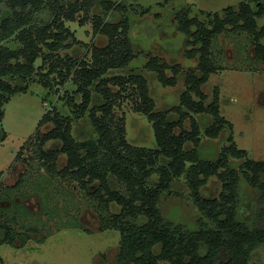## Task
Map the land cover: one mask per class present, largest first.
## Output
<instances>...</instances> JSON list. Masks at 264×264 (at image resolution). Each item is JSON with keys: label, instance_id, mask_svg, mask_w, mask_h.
Instances as JSON below:
<instances>
[{"label": "trees", "instance_id": "obj_1", "mask_svg": "<svg viewBox=\"0 0 264 264\" xmlns=\"http://www.w3.org/2000/svg\"><path fill=\"white\" fill-rule=\"evenodd\" d=\"M95 5L96 0H0V123L3 105L11 95L26 92L35 82L51 90L52 76L59 78V85L71 81L73 89L64 92L60 107L46 110L37 125L52 123V127L45 132L36 129L27 141L37 145L36 157L51 176L76 182L102 211H108L111 203L120 207L100 218L101 229L115 228L120 233L116 264H264V161L250 159L244 149L236 147L233 125L220 114L218 88L210 96L203 90L218 68L210 49L220 33L250 35L254 59L264 64V25L257 24L264 16V3L243 0L220 12H207V21L189 17V7L177 11L176 26L188 46L184 55L197 57V64L187 68L157 55H149L142 67L131 66L136 53L128 17L106 20L94 12ZM100 6L108 13L125 9L122 0H102ZM79 14L81 24L91 21L94 35L108 38L103 46L92 45L90 60L61 53L78 41L66 22ZM144 70L153 72L163 87L176 86L183 74L184 89L178 102L157 109ZM124 98H130L134 111L151 122L155 147L128 142L123 119H116L114 112ZM197 115L209 117L208 124L202 126ZM79 118L88 119L95 137L77 139L73 135L72 119ZM221 133H226L227 143L215 157H205L200 151L202 135L217 138ZM5 137L1 128L0 142ZM51 140L60 146L45 148ZM61 154L66 160L59 167ZM230 159L242 162L234 167ZM154 175L157 180L150 183ZM213 176L221 183L219 194L202 195V186ZM180 178L199 213L188 227L173 223L160 209L161 198L172 192ZM93 183L96 187L89 190ZM242 183L257 191L251 223L240 218ZM0 198L13 202L8 196ZM17 206L27 212L20 203ZM4 208L0 206V211ZM15 220L9 213L0 219V245L15 244L16 239L22 245L29 237L28 229L17 233ZM0 264L5 263L0 259Z\"/></svg>", "mask_w": 264, "mask_h": 264}, {"label": "rangeland", "instance_id": "obj_2", "mask_svg": "<svg viewBox=\"0 0 264 264\" xmlns=\"http://www.w3.org/2000/svg\"><path fill=\"white\" fill-rule=\"evenodd\" d=\"M101 1L96 0L94 12L101 13L106 20H119L124 16L129 19V36L136 53L131 66L142 67L149 55H157L169 63L178 62L187 68L197 64V57L188 59L184 55L188 46L185 35L177 29L176 12L189 7V17L195 15L207 21V12H220L243 0H122L125 9L110 13L102 9ZM252 7L256 8L254 4ZM80 15L74 21L66 22L78 41H72L70 47L61 53L90 60L92 45L103 46L108 38L94 35L91 21L81 24ZM257 24L258 27L264 25V16L257 19ZM261 42L264 43V39ZM210 51V57L218 68L210 75L203 90L210 96L213 88H218L220 114L233 125L236 147L244 149L248 158L264 161V64L254 59L252 38L244 31H225L213 38ZM39 62L37 60V64ZM119 72L122 71L113 70V73ZM143 73L157 109H166L178 102L184 89L183 74H180L176 86L163 87L153 72L144 70ZM51 79L53 89L35 82L28 86L26 92L11 95L3 105L0 131L2 128L6 137L0 142V196H8L14 203L0 201V206L5 207V211H0V219H5L8 213L15 216L19 235L27 229L37 231L27 230L29 237L22 245H19L21 239L15 240L16 245H0V259L5 264H116L120 233L115 228L101 229L100 218L118 212L120 207L111 203L108 211H102L76 182L51 176L36 157L37 145L27 141L36 129L45 132L52 127V123L38 128L37 125L46 110L60 107L64 92L73 89L71 81L59 85L56 84L59 78L56 80L52 76ZM13 83L22 84L21 81ZM76 99L80 100V96L77 95ZM61 110L73 118L66 108ZM114 110L115 118L123 119L128 142L145 148L155 147L151 122L145 114L134 111L130 98H124ZM196 118L202 126L209 122L207 116L197 115ZM72 128L77 139L95 137L87 118L72 119ZM226 143V133L217 138L202 135L200 151L205 157L213 158ZM59 146V141L51 140L45 148ZM65 160V155L61 154L58 166L61 167ZM241 162L242 159H230L234 167ZM156 180L154 175L150 183ZM96 185H90L89 190ZM112 186L116 188L117 184L113 182ZM220 189V181L213 176L202 186L201 193L213 197L219 194ZM240 197V218L251 223L252 209L257 206L254 202L257 191L242 183ZM19 203L27 212L19 209ZM160 209L173 223L187 227L194 225L199 215L183 178L175 181L171 193L163 195Z\"/></svg>", "mask_w": 264, "mask_h": 264}]
</instances>
